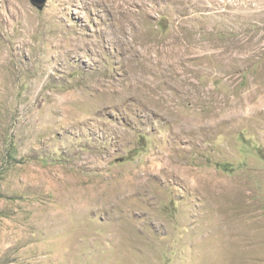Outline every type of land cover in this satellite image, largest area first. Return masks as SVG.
<instances>
[{
    "label": "rangeland",
    "instance_id": "374dc122",
    "mask_svg": "<svg viewBox=\"0 0 264 264\" xmlns=\"http://www.w3.org/2000/svg\"><path fill=\"white\" fill-rule=\"evenodd\" d=\"M0 264H264V0H0Z\"/></svg>",
    "mask_w": 264,
    "mask_h": 264
},
{
    "label": "water",
    "instance_id": "95a60500",
    "mask_svg": "<svg viewBox=\"0 0 264 264\" xmlns=\"http://www.w3.org/2000/svg\"><path fill=\"white\" fill-rule=\"evenodd\" d=\"M30 2L36 7L41 8L45 4L46 0H30Z\"/></svg>",
    "mask_w": 264,
    "mask_h": 264
}]
</instances>
